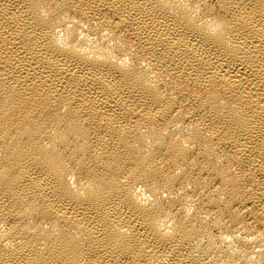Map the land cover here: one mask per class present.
<instances>
[{
	"label": "bare ground",
	"instance_id": "obj_1",
	"mask_svg": "<svg viewBox=\"0 0 264 264\" xmlns=\"http://www.w3.org/2000/svg\"><path fill=\"white\" fill-rule=\"evenodd\" d=\"M0 264H264V0H0Z\"/></svg>",
	"mask_w": 264,
	"mask_h": 264
}]
</instances>
